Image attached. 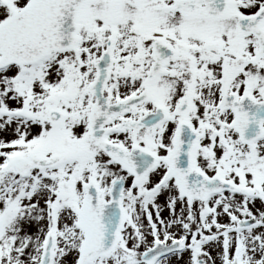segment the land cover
I'll use <instances>...</instances> for the list:
<instances>
[{"label": "snow or ice", "instance_id": "6c2138e0", "mask_svg": "<svg viewBox=\"0 0 264 264\" xmlns=\"http://www.w3.org/2000/svg\"><path fill=\"white\" fill-rule=\"evenodd\" d=\"M0 264H264V0H0Z\"/></svg>", "mask_w": 264, "mask_h": 264}]
</instances>
